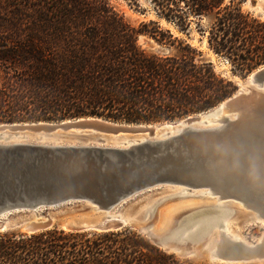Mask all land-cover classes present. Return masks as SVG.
<instances>
[{"label": "trees", "instance_id": "obj_1", "mask_svg": "<svg viewBox=\"0 0 264 264\" xmlns=\"http://www.w3.org/2000/svg\"><path fill=\"white\" fill-rule=\"evenodd\" d=\"M148 1L180 32L196 20L208 48L226 57L233 73L264 64V22L235 0ZM140 36L169 51L143 48ZM236 90L197 48L155 22L132 26L109 0H0V123L86 116L160 123L205 112ZM0 264L192 263L132 228H50L0 232Z\"/></svg>", "mask_w": 264, "mask_h": 264}, {"label": "water", "instance_id": "obj_2", "mask_svg": "<svg viewBox=\"0 0 264 264\" xmlns=\"http://www.w3.org/2000/svg\"><path fill=\"white\" fill-rule=\"evenodd\" d=\"M155 51L167 52L161 47ZM252 80L262 87L264 65L252 74ZM260 99L264 94L256 89L233 95L205 112L169 123L180 129L173 135L164 129L167 122L154 126L91 116L0 123V232L30 234L55 226L71 231L132 228L179 257H205L220 264L264 261V234L245 245L221 231L213 251L186 245L203 233L205 217L215 213L204 206L172 215L175 225L163 235L155 232L154 224L145 223L165 199L179 202L205 197L193 193L199 188L254 210L264 208V102ZM219 109L223 124L197 127L200 115ZM230 115L235 116L233 120ZM4 132L68 136L8 141L1 139ZM113 136H130L135 141L110 146L106 140ZM166 186H181L186 192L160 196L144 209L124 208ZM70 205L84 217L56 223L57 209Z\"/></svg>", "mask_w": 264, "mask_h": 264}, {"label": "rangeland", "instance_id": "obj_3", "mask_svg": "<svg viewBox=\"0 0 264 264\" xmlns=\"http://www.w3.org/2000/svg\"><path fill=\"white\" fill-rule=\"evenodd\" d=\"M228 1L229 0H226V3H228ZM234 2L235 4H239L242 12L249 13L253 18H256L259 21L264 22V12L261 9H258L257 6L258 0H235ZM109 3L113 7V9L132 26L138 27L142 23L155 22L157 23V25L161 30L164 31L168 30L174 37L184 39L191 46L197 48L202 53V58L212 63L215 72L217 74H219L222 78L231 81L237 87L236 92L242 90L243 88L246 91L249 89H255V85L251 83V81L249 80V76L255 73L256 70L260 69L264 64L249 73H244V74L233 73L234 72L233 64L226 57L216 55L208 48L206 36L202 35L198 31L199 29L197 27L196 20L192 22L189 31L183 33L180 32L173 25V23L167 22L164 19L159 18L155 14L153 7L148 0H137L136 3H132L128 0H109ZM199 26L202 29H206L207 21L206 20L200 21ZM138 42L139 44L142 45L143 48H146L147 50L150 51H155L157 47L160 48V46L157 45L155 42H153V40L145 36H140L138 38ZM147 44L153 45L154 46L153 49L148 47ZM165 49L167 50V52L169 51L168 48L165 47ZM182 119H177L174 121H166V122L168 124L177 123L180 122ZM164 123L165 122L154 123V126H159ZM149 124H153V123H149ZM162 192H163L162 189H154L150 193H147L144 196L139 197L136 201L125 204L124 208L128 210L137 209L138 207L145 204V202H147L146 199L148 198H150L151 200L152 197L158 198L160 196L166 195L165 193L162 194ZM204 204L205 201L202 199H185L179 202H176L175 200H171V199H165L155 207V213L153 217L145 223L154 224L155 232L158 235H163L167 233V231H169L175 225V221L174 219H172V215H175L179 211H187L189 209L202 206ZM57 210L58 211H56L57 212L56 223H61L63 221H68V220H77L84 217L81 215V213H79L76 210L75 205L64 206ZM249 213L252 215H247L248 212H245L244 215L237 214L230 221V231L235 236L237 237L239 236L241 240H243L245 243L256 242L264 233V219L257 217L256 212L254 211L249 210ZM53 228H58V227L55 226ZM192 229L194 228L183 231L182 236L183 235L185 236L186 234L190 233ZM205 238L206 237L202 235H194L192 241L188 240L186 245L205 248L206 245ZM212 245H213V241L210 247ZM175 256L180 260L188 261L192 264H220L217 262H210L205 257H179L177 255ZM248 264H264V261H256Z\"/></svg>", "mask_w": 264, "mask_h": 264}, {"label": "bare ground", "instance_id": "obj_4", "mask_svg": "<svg viewBox=\"0 0 264 264\" xmlns=\"http://www.w3.org/2000/svg\"><path fill=\"white\" fill-rule=\"evenodd\" d=\"M264 0H258V9H261V6L263 4ZM141 40V39H140ZM249 80L251 81L252 84L255 85V89L260 91L261 93L264 94V84L262 85L261 88L257 87L258 85H256L253 80H252V75L249 76ZM260 89V90H259ZM251 89H249L250 91ZM238 92V93H237ZM234 95H238V94H247L248 90L246 91L244 88L240 91H237ZM263 100L264 99H260ZM223 114L222 109H219L218 111H215L209 115H200L199 119H200V123L197 124V127L199 128H207V127H215L218 126L220 124H223L222 120H221V116ZM230 120L234 119V115H230ZM203 122H205L204 126H201L200 124H202ZM158 128V127H157ZM164 129L166 131L169 132L170 135H173L174 133L180 131V129L178 127L173 128L170 124H167L166 127H164ZM76 133L72 134L75 135ZM156 138H159L160 136L157 137L158 135V131L155 133ZM42 136V140L43 141H51V140H58V138L60 137H67L68 135L62 136V133H53L51 135H46V134H31V133H8V132H4L1 135V139H7L8 141H19L22 138H27V139H34L36 137H40ZM145 137L141 138L144 139ZM70 139V138H68ZM131 139L132 142H129ZM135 138H130V136H113L110 137L106 140V143L108 145H119V144H123L126 143L127 145L130 143H133L135 140ZM89 142V141H88ZM162 194H184L186 191L185 189H183L181 186H175V187H165L162 189ZM193 193L195 195H202L205 196L203 198H196V199H202L205 201V204L202 205L208 209H213V212H215L214 214H209L205 217V219L202 221V226H203V230L201 233L202 236H205L206 238V245L205 247H209L207 249L213 251V247L216 244L217 240H218V235L219 232L223 231L225 234L228 235L230 240H238L242 243H244L245 245H250L251 243H245L243 240H241V238L238 236H235L231 231H230V221L231 219H233L235 217V215H244L245 212H248L247 215H252L249 213L250 211H254L256 212V216L260 217L261 219H264V208L259 210H254L251 207H247L245 205H242L240 203H236V202H231L228 201L224 198H219L216 195L210 194L208 191H206L205 188H199V189H195V191H193ZM156 197H152V199L150 200L149 198L146 200L147 202H145V204H143L141 206V209H144L146 207H149L151 202L155 201ZM132 206V205H131ZM201 206V207H202ZM130 208V207H129ZM130 210V209H129ZM212 212V213H213ZM125 215V214H123ZM200 224V223H199ZM264 234V233H263ZM213 241V245L210 247L211 243Z\"/></svg>", "mask_w": 264, "mask_h": 264}]
</instances>
